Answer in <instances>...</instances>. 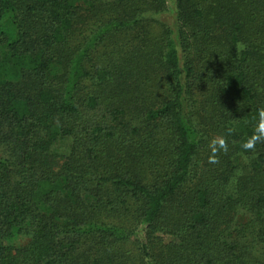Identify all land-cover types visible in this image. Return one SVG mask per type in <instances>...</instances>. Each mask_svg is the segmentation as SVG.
I'll use <instances>...</instances> for the list:
<instances>
[{
	"label": "trees",
	"instance_id": "1",
	"mask_svg": "<svg viewBox=\"0 0 264 264\" xmlns=\"http://www.w3.org/2000/svg\"><path fill=\"white\" fill-rule=\"evenodd\" d=\"M0 264H264V0H0Z\"/></svg>",
	"mask_w": 264,
	"mask_h": 264
},
{
	"label": "rangeland",
	"instance_id": "2",
	"mask_svg": "<svg viewBox=\"0 0 264 264\" xmlns=\"http://www.w3.org/2000/svg\"><path fill=\"white\" fill-rule=\"evenodd\" d=\"M170 19H171V18H170V14H166V15H165V20H166V21L168 20V22H169Z\"/></svg>",
	"mask_w": 264,
	"mask_h": 264
}]
</instances>
